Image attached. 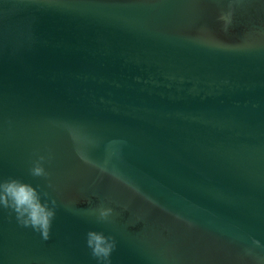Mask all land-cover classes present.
Here are the masks:
<instances>
[{"label":"water","instance_id":"1","mask_svg":"<svg viewBox=\"0 0 264 264\" xmlns=\"http://www.w3.org/2000/svg\"><path fill=\"white\" fill-rule=\"evenodd\" d=\"M10 177L57 213L0 210V264H96L89 230L112 264H264V0H0Z\"/></svg>","mask_w":264,"mask_h":264},{"label":"clouds","instance_id":"2","mask_svg":"<svg viewBox=\"0 0 264 264\" xmlns=\"http://www.w3.org/2000/svg\"><path fill=\"white\" fill-rule=\"evenodd\" d=\"M231 16L232 13L229 11L220 19L227 22L230 21ZM225 28H227V23H225ZM44 160V156H39L32 162L29 168L32 176H49L44 167ZM128 186L133 191H139L134 185L129 184ZM49 187H53L51 181H49ZM121 208L127 211L128 205H121ZM0 210H8L21 227L31 229L44 240H48L57 213V200L51 198L47 191H41L38 186L22 179L0 178ZM113 213L112 207L101 206L98 209L97 220L107 222L112 218ZM85 244L96 264H112V253L117 247L114 236L105 234L104 231L89 230L85 235Z\"/></svg>","mask_w":264,"mask_h":264}]
</instances>
